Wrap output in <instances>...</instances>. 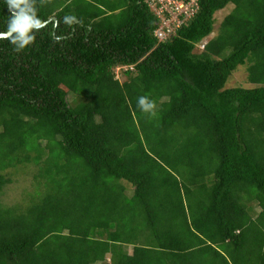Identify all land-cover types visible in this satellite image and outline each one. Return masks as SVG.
<instances>
[{
  "label": "trees",
  "instance_id": "obj_1",
  "mask_svg": "<svg viewBox=\"0 0 264 264\" xmlns=\"http://www.w3.org/2000/svg\"><path fill=\"white\" fill-rule=\"evenodd\" d=\"M32 3L31 46L0 40V264H264V0L162 42L146 0Z\"/></svg>",
  "mask_w": 264,
  "mask_h": 264
},
{
  "label": "clouds",
  "instance_id": "obj_2",
  "mask_svg": "<svg viewBox=\"0 0 264 264\" xmlns=\"http://www.w3.org/2000/svg\"><path fill=\"white\" fill-rule=\"evenodd\" d=\"M4 2L7 5L10 16L6 22V30L0 31V40H8L16 51H22L31 46L35 40V32L46 27V23L38 16L32 0H4ZM74 21L75 17L72 16L64 18V22L69 25ZM159 41L162 42L164 40L159 39ZM122 68H117L118 78H120ZM137 103L142 111L148 112L152 109V104L145 97H140Z\"/></svg>",
  "mask_w": 264,
  "mask_h": 264
},
{
  "label": "built area",
  "instance_id": "obj_3",
  "mask_svg": "<svg viewBox=\"0 0 264 264\" xmlns=\"http://www.w3.org/2000/svg\"><path fill=\"white\" fill-rule=\"evenodd\" d=\"M151 10L160 19L155 35L165 40L180 27L184 20L193 13L192 5L196 0L187 3L186 0H146Z\"/></svg>",
  "mask_w": 264,
  "mask_h": 264
},
{
  "label": "rangeland",
  "instance_id": "obj_4",
  "mask_svg": "<svg viewBox=\"0 0 264 264\" xmlns=\"http://www.w3.org/2000/svg\"><path fill=\"white\" fill-rule=\"evenodd\" d=\"M233 9V5L229 4L226 8H224L223 10H220L216 13V18L218 19V23H216V33L218 31L220 22L232 11ZM215 33L211 34L208 38H206V40L212 38L214 36ZM205 44V41L202 42L201 44ZM204 44L202 45V47L204 46ZM118 70V69H117ZM119 72V71H118ZM120 74V73H119ZM121 80H124L125 77H120ZM244 80H246V71L245 69H241L239 71H237L236 73H234L233 78L230 80L229 85L233 86V85H237L239 83H243ZM35 169H32V171L26 175H21V171L18 172V177H17V182L12 185L11 187L6 189V193L4 196V201L5 203L7 202H12V203H17V200L20 199L21 193L22 191H25V189L30 190L31 189V183H32V176L35 172ZM130 252H132V248H129Z\"/></svg>",
  "mask_w": 264,
  "mask_h": 264
}]
</instances>
